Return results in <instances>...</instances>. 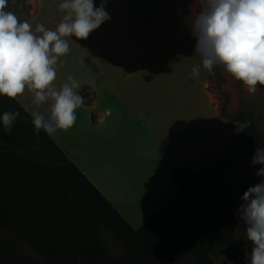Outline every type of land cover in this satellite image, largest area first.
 <instances>
[{"label": "crops", "instance_id": "crops-1", "mask_svg": "<svg viewBox=\"0 0 264 264\" xmlns=\"http://www.w3.org/2000/svg\"><path fill=\"white\" fill-rule=\"evenodd\" d=\"M61 2L35 0L32 30L37 24L55 30ZM201 8L202 0H107L111 19L87 39L65 37L70 52L55 66L54 87L73 77L84 103L75 124L50 137L135 229L179 195L176 169L207 172L248 126L232 114L250 105L264 109V85L250 93L228 73L231 115L222 113L214 71L194 52L191 21ZM194 65L197 77L190 75ZM15 99L31 115L36 110L27 87ZM50 107L51 101L40 111Z\"/></svg>", "mask_w": 264, "mask_h": 264}, {"label": "rangeland", "instance_id": "rangeland-1", "mask_svg": "<svg viewBox=\"0 0 264 264\" xmlns=\"http://www.w3.org/2000/svg\"><path fill=\"white\" fill-rule=\"evenodd\" d=\"M34 1L7 0L4 10L32 25ZM225 71L214 72L213 88L228 113L230 92L219 81ZM0 102L16 108L7 96ZM244 111L253 129L205 173L218 192L215 204L180 194L139 231L46 137L31 146L0 141V264H248L252 244L237 210L247 188L262 179L252 157L264 147V109L250 105Z\"/></svg>", "mask_w": 264, "mask_h": 264}, {"label": "clouds", "instance_id": "clouds-1", "mask_svg": "<svg viewBox=\"0 0 264 264\" xmlns=\"http://www.w3.org/2000/svg\"><path fill=\"white\" fill-rule=\"evenodd\" d=\"M6 5L7 0H0V95L14 99L27 87L34 94L36 134L67 131L75 124V110L84 98L74 91L80 84L71 76L60 90L54 87L55 66L70 52L65 37L87 39L111 19L107 0L99 6L94 0H62L58 8L64 15L57 28L37 24L35 31L27 21L19 22L16 15L5 11ZM191 33L196 40L194 52L202 58L204 69L212 72L222 64L250 93L257 91L258 84L264 85V0H202L200 12L191 21ZM199 74L200 65H194L190 75ZM49 101V113L40 111ZM19 117V111L0 116L6 134L12 133ZM252 164L261 165L255 174L262 179L243 193L237 213L252 244L251 253H246L248 264H264V147L255 150Z\"/></svg>", "mask_w": 264, "mask_h": 264}, {"label": "trees", "instance_id": "trees-1", "mask_svg": "<svg viewBox=\"0 0 264 264\" xmlns=\"http://www.w3.org/2000/svg\"><path fill=\"white\" fill-rule=\"evenodd\" d=\"M219 69H225L222 64L214 66L213 71L217 72ZM227 72V71H225ZM221 74V73H220ZM226 75L225 73L219 75V81L222 85L225 81ZM9 98V97H8ZM12 101L13 105H16V108L13 109L12 107H8V105H5L0 102V116L6 111H19L20 117L18 118L17 122L13 125L12 133L6 134L3 129L2 121H0V141L4 142L7 146H31L35 145L37 142H41V137H46V140L48 139L53 146H55L60 152L64 154L62 149L54 142V140L43 130L40 131L39 134H36L34 131V125L32 123L33 117L30 114L29 111H27L22 104H20L15 98H9ZM222 113L224 115H231L228 113H225L222 107ZM232 117L235 119H245L247 117V112L244 110H240L235 114H232ZM252 124H248V126L233 140V145L235 142H237L239 139H241L243 136L247 135L252 130ZM230 145V146H231ZM229 148V147H228ZM227 150V149H226ZM223 155V153L221 154ZM220 155V156H221ZM67 157V156H66ZM69 163L72 167L76 169V171L84 177V179L90 184V186L93 188L94 192L98 194L109 206V208L116 214L118 217L125 222L127 225H129L132 229L139 231L143 227H145L147 224L151 222H155L159 215L162 213V211L167 208L169 205L172 204L174 200L178 198L180 194H186L189 196L192 200L202 202L205 204H209L210 206L215 204L218 196V192L216 190V187L214 184L205 176V171H199L195 172L192 169L188 167H180L176 169L174 174V180L175 183L179 186L180 192L179 195L174 197L167 206L162 208L160 211H158L156 214H154L151 219L144 224L142 227L135 229L133 228L126 219L118 212V210L113 206V204L102 194V192L88 179V177L82 172V170L72 161L69 160ZM211 167V165H210ZM209 167V168H210ZM208 168V169H209ZM208 259V258H207ZM209 260V259H208ZM203 261V260H202Z\"/></svg>", "mask_w": 264, "mask_h": 264}]
</instances>
